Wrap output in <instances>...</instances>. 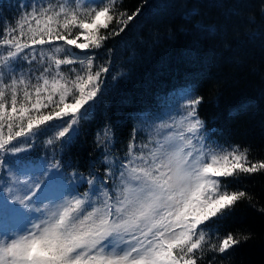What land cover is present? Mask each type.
Wrapping results in <instances>:
<instances>
[{"label": "snow or ice", "instance_id": "6c2138e0", "mask_svg": "<svg viewBox=\"0 0 264 264\" xmlns=\"http://www.w3.org/2000/svg\"><path fill=\"white\" fill-rule=\"evenodd\" d=\"M122 4L32 0L14 18H0V264H223L253 238L250 231L221 237L219 228L239 203L255 207L228 178L264 174V159H251L248 146L212 139L198 114L203 96L186 95L183 111L154 131L134 128L123 156L112 152L110 127L97 132L103 176H69L55 151V162L28 156L49 132L46 147L71 143L102 102L109 67L97 66L88 50L104 48L141 14ZM259 12L264 17V0ZM186 15L195 19L200 9ZM247 19L254 23L255 15ZM198 23L210 35L221 30ZM144 131L147 141H138Z\"/></svg>", "mask_w": 264, "mask_h": 264}, {"label": "trees", "instance_id": "16d2710c", "mask_svg": "<svg viewBox=\"0 0 264 264\" xmlns=\"http://www.w3.org/2000/svg\"><path fill=\"white\" fill-rule=\"evenodd\" d=\"M29 1L0 0V18H14L19 6ZM260 3L261 0H123L122 9L128 14L138 8L141 14L123 33L109 38L104 48L88 50L96 54L97 66L109 67L103 77L102 102L80 122L67 156L56 160L83 168L101 160L103 153L100 149L97 152L96 134L106 126L114 134L116 153L123 155L134 126L145 127L144 117H151L154 106L158 116L167 108L178 109L180 103L175 101L189 85L195 87V95L204 97L198 114L209 129L220 133L223 144L248 146L252 149L251 159H264V35L250 39L251 33H264ZM193 7L200 9V15L190 20L186 13ZM250 14L255 15L254 23L248 22ZM198 21L215 24L221 30L210 35ZM226 41L231 45L228 49L224 47ZM72 51L84 54L74 46ZM159 95L161 105L156 100ZM60 146V142L47 147L44 143L40 150L52 156ZM36 153L44 155L29 151L28 156L38 158ZM227 182L231 189H246L255 207L241 202L221 222V237L230 231L253 233V238L235 248L223 264H264V213L258 211L264 207V174L240 182L228 178Z\"/></svg>", "mask_w": 264, "mask_h": 264}, {"label": "rangeland", "instance_id": "374dc122", "mask_svg": "<svg viewBox=\"0 0 264 264\" xmlns=\"http://www.w3.org/2000/svg\"><path fill=\"white\" fill-rule=\"evenodd\" d=\"M11 10V9H10ZM147 18V17H146ZM160 97V95L159 96H156V100H157V102H158V104H162L161 102H163V100L161 99V98H159ZM163 99H165V98H163ZM159 105V106H160ZM161 107V106H160ZM162 108V110L164 109L163 107H161ZM156 107L154 106L153 107V109L151 110V120H154V119H159L160 121L162 120V118H165L166 117V115L168 116V114H170V112H171V110L170 109H168V111L167 110H164V112L161 114V115H159L158 116V112L156 113ZM168 113V114H167Z\"/></svg>", "mask_w": 264, "mask_h": 264}]
</instances>
